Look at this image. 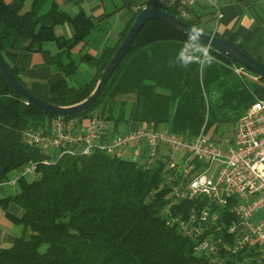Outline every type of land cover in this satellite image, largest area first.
<instances>
[{"label": "trees", "instance_id": "1", "mask_svg": "<svg viewBox=\"0 0 264 264\" xmlns=\"http://www.w3.org/2000/svg\"><path fill=\"white\" fill-rule=\"evenodd\" d=\"M26 2L0 0V52L30 88L22 74L24 65H16L18 51L57 49L49 62L65 77L50 83L48 93L40 96L60 105H72L89 96L144 5L163 8L157 0L139 1L118 41L99 55H80L95 72L89 82L76 86L68 80L79 65L74 50L88 41L96 20L83 8L69 14L60 0H32L29 6ZM47 2L49 6L42 12ZM122 7L131 8L124 4L115 10ZM184 19L200 27L199 20ZM66 22L72 35H56L55 26ZM186 39V33L170 22L149 20L101 98L83 112L65 117L98 114L119 131L130 120L134 100L132 120L155 126L166 123L170 131L193 139L202 128L208 134L209 127L238 120L240 106L246 110L256 97L264 99L263 79L255 83L241 80L223 90L232 72L230 65L239 64L212 46L215 60L210 65L175 64ZM228 39L236 42L234 37ZM56 116L27 104L0 71V183L28 163H37L36 174L22 175L13 194L1 200L4 209L15 202L23 212L12 217L22 231L11 244L0 247V264H213L164 212L170 191L163 184L164 162L140 163L137 158L99 149L88 155L63 154L49 162L52 154L28 144L24 131L48 126Z\"/></svg>", "mask_w": 264, "mask_h": 264}, {"label": "built area", "instance_id": "2", "mask_svg": "<svg viewBox=\"0 0 264 264\" xmlns=\"http://www.w3.org/2000/svg\"><path fill=\"white\" fill-rule=\"evenodd\" d=\"M197 1L157 0L182 18L189 17ZM208 1L221 18L217 0ZM230 67L239 74L247 72L235 63ZM24 139L51 153L49 162L63 154L88 155L96 149L116 154L136 145L147 164L164 162L163 184L170 187L164 212L193 241L195 250L207 254L213 264H264L263 98L256 97L246 108L234 137L222 145L204 128L193 139L166 128L115 131L113 123L98 114L56 116L48 126L27 128ZM36 172L37 163L30 162L0 184L15 188L22 175Z\"/></svg>", "mask_w": 264, "mask_h": 264}, {"label": "crops", "instance_id": "3", "mask_svg": "<svg viewBox=\"0 0 264 264\" xmlns=\"http://www.w3.org/2000/svg\"><path fill=\"white\" fill-rule=\"evenodd\" d=\"M139 1L141 0H117L116 4H114L116 6L115 9H118V7L124 4L130 5L131 8L125 7L126 9L123 10L112 9L109 11L107 7L110 8L111 5L105 0H60L61 6L69 14L74 15L83 8L90 13L97 22V26L92 30L88 37V41L78 45L77 49L74 51L76 52L80 47L81 51L76 59L79 63L77 71L85 64L80 60L81 54L89 52L94 55H99L107 45H112L118 41L121 31L131 18V9L137 8L139 6ZM31 2L32 0H29L26 6H29ZM47 4H49V2H47L45 6ZM217 4L223 14L221 18H218L216 9L208 0H198L193 4L189 8L188 18L199 20L201 23L207 20L210 26L205 28V30L219 33L221 37L227 39L234 37L236 43L241 45L257 59L264 62V0H217ZM69 8L73 10H69ZM41 11L44 12L45 9L43 8ZM113 15H118L124 20V25L121 29H111V25L109 26L106 23L103 25V22ZM54 31L58 36L70 37L72 35V29L67 22L56 25ZM56 52L57 49L54 48L50 51H18L16 65H24L22 74L28 81L30 88L39 95H46L50 83L65 77L62 71L49 62L51 55ZM85 66L90 73L89 76L92 78L95 68L89 64H85ZM253 76L256 75L249 72L239 74L232 69V72L228 75V82L223 90L237 85L241 80H250L249 77L254 80L255 78ZM135 105L136 103L133 100L129 114L130 120L127 124H124L119 131L134 130L142 127L167 129L170 126L166 123L155 126L153 124L132 120ZM127 126H130V129L126 130L125 128ZM137 153L139 154L138 151ZM130 154L134 155L133 153ZM12 194V186L0 184V247L11 244L15 237L22 231V227L14 222L12 218L20 216L23 212L22 208L15 202L9 203L6 209H4L1 204L2 199ZM6 212H9L10 215H7Z\"/></svg>", "mask_w": 264, "mask_h": 264}, {"label": "water", "instance_id": "4", "mask_svg": "<svg viewBox=\"0 0 264 264\" xmlns=\"http://www.w3.org/2000/svg\"><path fill=\"white\" fill-rule=\"evenodd\" d=\"M154 18L166 20L179 29L183 30L185 33L186 29L193 25L181 16L176 15L171 11L165 10L164 8L154 7L150 5L143 6L135 15L125 36L120 41L114 54L103 69L101 76L98 79L92 92L85 99L72 105L56 104L36 94L32 89L23 84V82H21V80L15 75L1 52L0 71L6 81L18 94H20L27 102L35 104L44 111L56 114L58 116L75 115L81 113L95 104L101 98L108 80L110 79L114 71L118 68L127 53L130 51L139 31L149 20H152ZM201 29L205 34L203 37L204 43L225 53L236 63L256 75L258 79L264 80V62L260 61L255 56L245 51L238 43L233 42L227 38H223L215 32L208 31L203 28ZM209 37H211L210 40Z\"/></svg>", "mask_w": 264, "mask_h": 264}, {"label": "rangeland", "instance_id": "5", "mask_svg": "<svg viewBox=\"0 0 264 264\" xmlns=\"http://www.w3.org/2000/svg\"><path fill=\"white\" fill-rule=\"evenodd\" d=\"M29 0H27L26 4L28 3ZM108 2L109 5H111V7H107V9L110 11L112 9H115V5L117 0H105ZM49 6V4H47L44 9H46L47 7ZM113 6V7H112ZM123 9H126L125 7H122L120 10H123ZM69 10H73L71 8H69ZM105 23L107 25H111L110 28L111 29H121L124 25V20L121 19L118 15H113L111 17L108 18V20H106L105 22H103V25H105ZM209 22L206 20V21H203L202 23L200 22L199 23V26L203 29L205 28H208L210 25L208 24ZM113 27V28H112ZM88 49V48H86ZM75 51V50H74ZM86 51V50H85ZM80 52V47L78 48V50L75 52V58L77 59L78 58V54ZM86 64V63H85ZM84 65H82L81 68H79V70L72 74L71 76H69L68 80L71 84L73 85H83L85 84L87 81H89L91 79V76H89V72L87 70V67ZM88 65V64H87ZM247 72L251 73L250 71L247 70ZM250 80L249 82L251 83H255V82H259L260 79L258 80H253L251 77H249ZM244 106H240L239 107V115L240 114H244L245 110H244ZM237 123H238V120H231V121H228L226 123H222L220 126H217V125H214L212 127H209L208 129V136L209 137H214L216 138V134L219 135V137L221 136L222 138H216L217 142L220 143V145L223 144L224 141H231V139L234 137L235 133H236V130H237ZM126 130L130 129V126H127L125 128ZM215 133V134H214ZM221 134V135H220ZM138 147L136 145H132L131 148H121L118 150L117 154L119 156H122V155H126L128 157H130L129 155H131L130 153H133L134 156L137 155V159L139 160L140 163H145V161L147 160L143 155L141 154H138L137 153V150ZM133 157V155L131 156ZM262 212H260L259 214L257 215H260Z\"/></svg>", "mask_w": 264, "mask_h": 264}, {"label": "clouds", "instance_id": "6", "mask_svg": "<svg viewBox=\"0 0 264 264\" xmlns=\"http://www.w3.org/2000/svg\"><path fill=\"white\" fill-rule=\"evenodd\" d=\"M204 35L203 30L196 25L187 28V39L175 58V64L188 66L193 63L200 65L213 63L215 57L211 54L210 48L203 43Z\"/></svg>", "mask_w": 264, "mask_h": 264}]
</instances>
